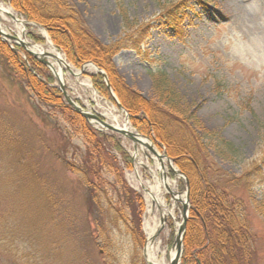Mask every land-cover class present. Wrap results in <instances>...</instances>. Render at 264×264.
<instances>
[{
    "label": "rangeland",
    "instance_id": "rangeland-1",
    "mask_svg": "<svg viewBox=\"0 0 264 264\" xmlns=\"http://www.w3.org/2000/svg\"><path fill=\"white\" fill-rule=\"evenodd\" d=\"M178 1L69 0L86 28L103 44L124 36L128 24H124L123 15L130 25L152 23L142 35L139 47L122 49L111 57L122 87L119 91L124 93L127 89L130 94L155 102L153 79L158 73H164L178 96V107L192 117L187 120L188 129L195 134L217 133L237 146L246 159L258 161L264 157V0L191 2L189 7L182 8L184 18L175 30L157 20L167 7ZM3 3L20 19L38 24L25 19L9 3ZM0 27L15 35L9 19L0 16ZM42 29L25 25L26 38L36 44L45 43ZM32 34L42 40L36 41ZM14 49L28 68L33 59L43 65L46 73L52 74L50 85L60 91L62 99H66L63 94L73 97L83 111L105 122L89 98L92 89L75 84L70 88L66 84L60 90L46 59L30 57L21 46ZM74 68L80 70L81 66ZM92 76V72L82 71L83 80L91 83ZM106 79L111 99L100 94L101 103L106 107L116 106L114 97L139 133L131 123L130 112ZM37 98L21 76L0 57V264H145L144 199L141 243L134 241L129 227L120 223L115 227L109 224L110 229L106 227L102 237L95 236V218L88 208L86 188L55 154L66 152L68 158L78 160L77 155H83L86 147L84 136L76 133L75 127L58 110L41 104ZM78 115L87 123L92 118ZM172 130L174 127L169 132ZM101 133L119 138L124 151L133 157L130 141L111 130L101 129ZM139 134L162 156L172 159L187 179L175 159L165 152V146L159 147L153 138ZM209 153L226 173L240 172L239 164L225 161L213 151ZM113 155L123 169L127 185L144 198L141 184L152 180V159L142 158L147 166H138L136 171L133 158L131 168H126L120 155L115 151ZM168 175L175 181L177 192L185 196L186 180L178 178L170 167ZM111 179L109 175L108 180ZM184 183V189H180ZM233 193L243 200L247 226L257 235L256 264H264V183H252L249 190L239 188ZM167 201L170 204L169 195ZM190 209L189 199L186 225ZM182 218V203L178 202L175 218H169L168 226L159 234L167 258L179 229L175 223L180 226Z\"/></svg>",
    "mask_w": 264,
    "mask_h": 264
},
{
    "label": "trees",
    "instance_id": "trees-1",
    "mask_svg": "<svg viewBox=\"0 0 264 264\" xmlns=\"http://www.w3.org/2000/svg\"><path fill=\"white\" fill-rule=\"evenodd\" d=\"M3 1L25 19L44 27L55 46L74 66L79 67L91 61L101 68L111 88L130 112L132 125L139 133L153 138L159 147L165 146V152L175 159L185 173L191 209L180 264H256L258 251L254 245L257 235L247 226L243 200L233 191L239 188L249 190L252 183H264V157L258 161L246 159L237 146L217 133L195 134L188 129L187 120L192 117L178 107V96L164 73H158L153 79L157 95L155 102L145 100L136 93L130 94L127 89L124 93L119 91L122 87L117 81L111 57L122 49L139 47L142 35L152 23L134 22L130 25L123 15L124 24H128L124 36L115 42L103 44L86 28L69 0ZM200 1L179 0L171 8L167 7L157 21L177 30L184 18L182 8L189 7L191 2ZM31 36L36 41L42 40L33 34ZM0 57L35 92L41 104L58 110L75 127V132L84 136L86 147L83 155H77L78 160L68 158L66 152L55 154L86 188L88 208L95 218V236L102 237V231L106 227L110 229L109 224L115 227L118 225L116 223H120L129 227L134 241L141 243L143 199L140 193L127 185L123 169L113 155V151L117 152L123 166L131 168V158L120 145V139L94 131L66 104L60 91L50 85L52 77L41 63L31 59L28 68L17 51L1 40ZM92 82L99 94L111 99L100 74L93 75ZM139 113L141 117L137 116ZM171 127L175 130L169 132ZM262 135L264 137V132ZM209 151L225 161L239 164L240 172L226 173L217 166ZM109 175L112 176L110 181ZM184 187L185 183L181 184L180 189Z\"/></svg>",
    "mask_w": 264,
    "mask_h": 264
},
{
    "label": "bare ground",
    "instance_id": "bare-ground-1",
    "mask_svg": "<svg viewBox=\"0 0 264 264\" xmlns=\"http://www.w3.org/2000/svg\"><path fill=\"white\" fill-rule=\"evenodd\" d=\"M0 16L11 21V30L17 36L16 42L21 43L28 51L35 53L37 56L44 57L47 61V66L59 80L68 87L73 85L85 86L91 90V84L87 80H83L82 71L94 72L95 67L85 65L82 70L75 69L68 64L64 56L56 50L50 39L45 36V43L35 44L28 40L25 35V23L16 13L5 5L0 0ZM2 33H7L0 27ZM89 97L95 104V109L106 120L105 122L117 133L123 136L125 140L130 141L132 146V156L135 161L137 171L138 166H145L147 163L143 159L151 158L154 167H151L152 180H149L145 185L141 184L144 189L145 200V243L143 247V257L145 264H171V261L176 256V247L169 251L167 258L166 249L161 247L160 232L168 226V219L175 218V210L178 202H184L185 196L178 194L176 183L168 175V167L172 164L163 157L156 149L152 152L148 145L150 142L137 136L132 126L130 125L125 112H120L116 106H104L101 103L100 97L92 89ZM71 99L73 97H70ZM93 125L106 130V128L96 120H91ZM147 166V165H146ZM145 166V167H146ZM170 196V204H168L167 196ZM176 221V220H175ZM176 229L179 228V223H175Z\"/></svg>",
    "mask_w": 264,
    "mask_h": 264
},
{
    "label": "water",
    "instance_id": "water-1",
    "mask_svg": "<svg viewBox=\"0 0 264 264\" xmlns=\"http://www.w3.org/2000/svg\"><path fill=\"white\" fill-rule=\"evenodd\" d=\"M7 37L10 38V39H13V40L15 39L13 36H9V35H7ZM21 45H22V44H21ZM28 52H29L30 55H32V56H36V55H35L34 53H32V52H30V51H28ZM99 73L102 74V75L104 76V74H103L101 71H99ZM68 103H69L70 105H72L73 108H74L76 111L80 112V113H81L82 115H84L85 117H92V118H96V119H98V117L95 116V115H91V114H88V113L83 112V111L81 110V108H79L78 106L74 105L70 100H68ZM103 124H104L107 128L112 129V130H115V129H113L111 126L107 125L106 123H103ZM115 131H117V130H115ZM149 148H150L151 151L155 152V151L153 150L152 147L149 146ZM168 159H169V158H168ZM169 160H171V159H169ZM171 161H172V160H171ZM173 171H174L175 173L179 174V175H182V173H181L180 171H175L174 169H173ZM185 196H186V201H185V203H182V210H183L182 223H181V225L179 226V229H178L177 232H176L175 240H174V247H176V256H175V258L171 261V264H179L180 257H181V253H182V249H183L182 239H183V237H184V233H185V225H186V218H187V216H186V211H187V209L189 208L188 190H186V192H185Z\"/></svg>",
    "mask_w": 264,
    "mask_h": 264
}]
</instances>
